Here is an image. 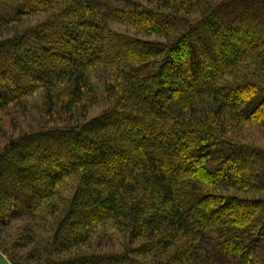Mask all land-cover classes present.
I'll use <instances>...</instances> for the list:
<instances>
[{
    "label": "trees",
    "instance_id": "trees-1",
    "mask_svg": "<svg viewBox=\"0 0 264 264\" xmlns=\"http://www.w3.org/2000/svg\"><path fill=\"white\" fill-rule=\"evenodd\" d=\"M1 26L0 229L60 204L37 264H264V151L233 138L264 128V0H0ZM106 222L122 253H83Z\"/></svg>",
    "mask_w": 264,
    "mask_h": 264
},
{
    "label": "rangeland",
    "instance_id": "rangeland-1",
    "mask_svg": "<svg viewBox=\"0 0 264 264\" xmlns=\"http://www.w3.org/2000/svg\"><path fill=\"white\" fill-rule=\"evenodd\" d=\"M42 20L43 16L40 15L29 19L25 18L21 20V22L17 25H32ZM13 27L1 26L0 39L10 36V32ZM114 28H116L117 31L121 32L123 30L122 27L120 28L118 26H114ZM229 35L230 38L228 39V41L230 42L231 47L236 48L239 44L237 34L234 35L233 33L231 35L230 33ZM105 73H108V71L107 69L102 67H97L90 73V78L92 79V83L94 84V94L96 93V95L98 96H100L103 92L101 87V78L102 76H105ZM42 96V91L38 90L36 93L25 100L28 110L26 111V117L20 120L22 123L31 121V124H37L41 121ZM101 111L102 108L100 104H97L90 109L88 117H95L99 115ZM0 119L4 122V119ZM7 126L8 124L4 122L5 130H9ZM234 135H236L233 137L234 139L236 138V141H239L248 146L260 148L264 151V128L244 125L234 131ZM6 140L7 139H5L4 141ZM243 170L246 171V168H242V171ZM239 173L237 172V174H235L239 176ZM30 185L33 186L32 183ZM73 189L74 184L72 183L71 179L63 180L58 188H56L57 192L59 193L60 200L64 199L65 201L71 196ZM53 206L60 207V204H58L57 199L55 198L46 201L41 207V210L39 209L40 217H35L34 219H15L11 221L7 227L0 229V264H12L9 262L8 257H6L3 252L8 255L12 254L16 258H25L24 260L19 261L21 264H37V259L35 258L36 254L34 250H37V248L40 249L48 241L53 230V226L54 224H56V219L54 218V216H50L47 211V209H50ZM125 243L126 238L124 237V235L117 231V229L110 222H106L99 226H96L92 230V234L90 235L88 244L81 246L79 249H81V251L86 254H120L124 249ZM88 245H90V248ZM1 249L3 250V252L1 251ZM28 255H32L30 258L31 260H27L29 259ZM247 255H249V251H243L241 253V256L245 257ZM221 263L222 261H220L219 264Z\"/></svg>",
    "mask_w": 264,
    "mask_h": 264
}]
</instances>
